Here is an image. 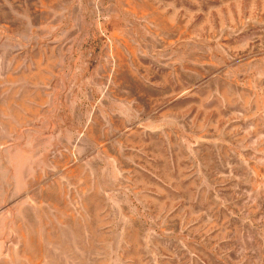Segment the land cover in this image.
<instances>
[{"label": "rangeland", "instance_id": "1", "mask_svg": "<svg viewBox=\"0 0 264 264\" xmlns=\"http://www.w3.org/2000/svg\"><path fill=\"white\" fill-rule=\"evenodd\" d=\"M0 264H264V0H0Z\"/></svg>", "mask_w": 264, "mask_h": 264}]
</instances>
